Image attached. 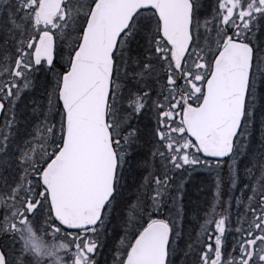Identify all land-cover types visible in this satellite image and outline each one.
I'll list each match as a JSON object with an SVG mask.
<instances>
[{
    "label": "snow or ice",
    "instance_id": "1",
    "mask_svg": "<svg viewBox=\"0 0 264 264\" xmlns=\"http://www.w3.org/2000/svg\"><path fill=\"white\" fill-rule=\"evenodd\" d=\"M37 220L64 264H264V0H0V264Z\"/></svg>",
    "mask_w": 264,
    "mask_h": 264
},
{
    "label": "rangeland",
    "instance_id": "2",
    "mask_svg": "<svg viewBox=\"0 0 264 264\" xmlns=\"http://www.w3.org/2000/svg\"><path fill=\"white\" fill-rule=\"evenodd\" d=\"M210 182L211 181L209 180L206 183H210ZM186 188L188 192V197L192 202H197L202 198H204L205 196H210L211 194L210 190L205 188L204 184L199 183L197 181H193L190 184L186 185ZM224 198L226 199L227 197L225 196ZM30 227H32V232L35 233V235L32 236L27 231L24 233L25 237L29 238V243H31V240H35L36 244L40 246L41 244H46L53 241L52 239L44 235L43 231L41 230V221L37 220L35 223L31 224ZM56 239L64 241L59 237H57Z\"/></svg>",
    "mask_w": 264,
    "mask_h": 264
},
{
    "label": "clouds",
    "instance_id": "3",
    "mask_svg": "<svg viewBox=\"0 0 264 264\" xmlns=\"http://www.w3.org/2000/svg\"><path fill=\"white\" fill-rule=\"evenodd\" d=\"M61 244H67V241L55 239L50 243L41 244L39 251L35 253L36 264H45V262L47 264H64L63 249L60 247Z\"/></svg>",
    "mask_w": 264,
    "mask_h": 264
}]
</instances>
